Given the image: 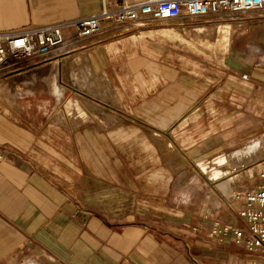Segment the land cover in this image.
Here are the masks:
<instances>
[{
    "label": "crops",
    "instance_id": "0c3cea01",
    "mask_svg": "<svg viewBox=\"0 0 264 264\" xmlns=\"http://www.w3.org/2000/svg\"><path fill=\"white\" fill-rule=\"evenodd\" d=\"M119 2L0 0V30L55 23L113 9ZM256 14L264 19V12ZM97 41L89 43L97 46ZM259 46L251 50L262 54L261 67L255 57L252 68H244L250 79L240 76L244 71L230 55L226 58L229 80L244 85L226 91L228 98L218 93L225 88L176 85L171 68L163 67L167 63L154 61L139 69L145 82L160 78L150 85L126 84L125 73L111 60L108 74L121 83L103 84L97 92L96 84H63L56 74L60 61H84L93 68L87 48L73 50L68 43L44 62L30 61L29 72H17L21 65L7 70L1 85L13 78L45 80L49 90L41 92L54 98L52 103L23 100L8 115L7 107H0L5 155L0 160V264H264V253L247 251L232 237L208 236L213 219L236 224V215L220 209L190 212L175 196L186 172L179 165L182 158L218 150L232 125L246 120L241 109L255 97L264 102V48ZM1 85L2 99V92L13 89ZM66 89L71 106L57 109ZM194 105L198 111L191 118ZM257 142L244 146L243 156L238 149L201 162V170L218 181L252 175L248 164L239 168L243 157L252 155L246 149Z\"/></svg>",
    "mask_w": 264,
    "mask_h": 264
},
{
    "label": "rangeland",
    "instance_id": "374dc122",
    "mask_svg": "<svg viewBox=\"0 0 264 264\" xmlns=\"http://www.w3.org/2000/svg\"><path fill=\"white\" fill-rule=\"evenodd\" d=\"M256 13L261 12L250 11L246 16L240 17L216 13L200 17H189L182 14L175 19L111 24L99 33L85 36L75 43L72 41L68 43L70 48H74L73 50L87 48L86 53L92 62V70L87 68L84 61L71 62L70 59H67L60 61L56 74H58L59 80L64 81H60L63 84L65 81L73 85L81 84L84 87L96 84L94 92H97L103 84L112 85L122 82L118 77L108 74L109 60L116 68L122 69L128 85H132L136 80L141 81L143 85L159 82L158 76L155 78L156 80L149 79L145 82L144 78L140 77L142 72L139 69L148 67L152 61L157 66L165 62L168 66L163 67L171 68L170 79L174 84H189L191 87L206 85L212 88L220 87L221 90L225 88L218 93L220 96L222 94L224 98H228L230 95H227V92L232 93V89L235 88L239 91V89H243L244 85L242 86L238 79L237 81L229 80L226 75V58L232 57L237 63L239 71L246 72L247 70L244 68H252L250 65L255 61V57L259 58L257 60L259 65L255 66L261 67L262 54L259 55L258 52L251 50L259 45L264 48V19H261L263 16H256L258 15ZM96 38L99 39L96 43L100 42V44L92 46L93 43L89 42L95 41ZM261 46L259 47L261 48ZM55 52L57 54L58 51ZM160 53V58H157ZM34 60L27 56L17 57L16 61L22 66L17 69V72L23 70L29 72L30 69H33L30 61L34 62ZM4 72L0 74V78L8 76L4 75ZM3 83L5 90L8 86L13 89L8 94L10 96L7 93H1L4 97L0 98V107L1 105L7 107L6 115L9 114V111L20 109L23 100L48 99L51 102L54 98L44 95L43 91L41 92L43 89H48L49 83L45 80L22 81L20 78H13L5 79ZM69 96V89H66L64 97L61 98V101L59 100L62 104L57 109H61V107L69 109L72 103ZM254 99L239 112L241 116L246 117V120L245 118L239 119L232 125L229 138L222 142L218 150L212 151L202 158H182L179 165H183L186 172L184 181L176 190L175 196L181 198L178 201L181 204L178 206L190 212H201L202 208L206 211L220 209L237 216L236 209L239 203L231 201L232 206L227 205V201L234 197L232 196L234 191L231 193L232 189L235 190L241 182L243 185L252 187L260 179V173L264 171V164L257 166L261 162L252 163L255 160L252 155L248 159L243 157V162L239 157L237 159L241 162V166L248 164V168L252 169L253 174L237 173L233 179L227 177L214 182L206 172L201 170L199 163L212 162L216 157L224 154L229 155L258 140L264 141V107H262L264 102L256 100V97ZM197 111L196 105L191 107L190 117L192 118ZM196 121L197 119L194 120V122Z\"/></svg>",
    "mask_w": 264,
    "mask_h": 264
},
{
    "label": "built area",
    "instance_id": "2783aa9c",
    "mask_svg": "<svg viewBox=\"0 0 264 264\" xmlns=\"http://www.w3.org/2000/svg\"><path fill=\"white\" fill-rule=\"evenodd\" d=\"M250 11L264 12V0H120L113 9L102 8L95 13L40 26L0 30V74L12 69L11 58L24 55L37 61L48 59L56 54L57 48L99 33L111 24L175 19L182 14L200 17L216 13L240 17ZM240 76L251 78L245 72ZM4 158L0 144V160ZM233 196L227 205L231 207V201L239 203L238 223L214 219L208 236L219 241L230 236L247 251L264 253V171L252 187L244 191L236 188Z\"/></svg>",
    "mask_w": 264,
    "mask_h": 264
},
{
    "label": "bare ground",
    "instance_id": "6f19581e",
    "mask_svg": "<svg viewBox=\"0 0 264 264\" xmlns=\"http://www.w3.org/2000/svg\"><path fill=\"white\" fill-rule=\"evenodd\" d=\"M231 15V14H230ZM233 16V15H232ZM65 45H63V46H61V47H59V48H57V50L56 51H59V50H61L63 47H64ZM56 55V54H55ZM54 55V56H55ZM19 56H24V55H19ZM19 56H16L14 59L13 58H11L10 60H9V62L12 64L11 65V67H12V69H13V67L14 68H17L18 67V65H19V62L18 61H16V58L17 57H19ZM51 57V56H50ZM35 58H33V60H34ZM46 59H44V60H41V61H37V60H34V63H39V62H44ZM45 65V64H44ZM46 66V65H45ZM43 67V66H42ZM52 68V67H51ZM12 69H10V70H12ZM49 71V70H48ZM6 72H4V74H5ZM52 75V74H51ZM54 79V78H53ZM1 83V82H0ZM1 85V84H0ZM3 85V84H2ZM1 85V86H2ZM12 89V88H11ZM15 91V90H14ZM5 95V94H4ZM10 96V95H9ZM263 148H264V141L262 142V140H258V142L256 143V145H254V146H250L249 148H247L246 150H247V152H249V153H251L254 157H255V160H253L252 161V163H254V162H263L264 163V151H263ZM246 152V153H247ZM236 153V152H235ZM237 155H239V156H243V155H245V152L244 151H238L237 153H236ZM236 154H234V155H236ZM251 163V162H250ZM247 166L246 165H243V167H240L239 169H241V168H246ZM208 174V173H207ZM223 174V173H222ZM209 175V174H208ZM224 175V174H223ZM225 176V175H224ZM214 182L215 181H217L218 182V180H213ZM248 188V186L247 185H243L242 184V182L241 183H239L238 184V187H237V190H241V191H244V190H246ZM235 189V188H234ZM234 190L232 189V191H231V193L233 192ZM232 196H233V193H232Z\"/></svg>",
    "mask_w": 264,
    "mask_h": 264
}]
</instances>
